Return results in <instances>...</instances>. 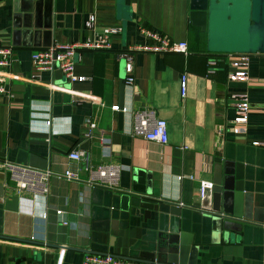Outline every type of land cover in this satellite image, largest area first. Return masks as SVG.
Listing matches in <instances>:
<instances>
[{
	"label": "crops",
	"instance_id": "crops-1",
	"mask_svg": "<svg viewBox=\"0 0 264 264\" xmlns=\"http://www.w3.org/2000/svg\"><path fill=\"white\" fill-rule=\"evenodd\" d=\"M112 27L119 31L107 35V49L73 57L72 73L85 80L66 83L55 71L32 69L33 51L94 42ZM192 28L188 0H0V43L13 53L0 82V264H80L85 250L177 264H264V54L248 55L244 80H229L238 54H207ZM142 30L185 42L188 54L136 51L128 73L118 53L153 43ZM238 96L249 105L243 125L233 121ZM113 105L124 108L120 118ZM144 109L165 121V144L132 136V114ZM73 150L90 165H119L117 185H89L82 162L67 157ZM213 158L241 191L240 216L226 199L219 232L198 203ZM4 163L48 170L47 192H17ZM66 170L79 179L65 178ZM144 201L164 211L148 212ZM162 234H183V245L157 253Z\"/></svg>",
	"mask_w": 264,
	"mask_h": 264
},
{
	"label": "built area",
	"instance_id": "built-area-1",
	"mask_svg": "<svg viewBox=\"0 0 264 264\" xmlns=\"http://www.w3.org/2000/svg\"><path fill=\"white\" fill-rule=\"evenodd\" d=\"M93 20L92 16H89L86 25L90 26ZM119 31L118 28H105L97 36L94 42H81L74 44H51L48 47L40 50L33 51L30 54L31 67L35 73L46 70L54 72L60 71L61 76L64 78L66 83L73 81H83L84 77L75 76L72 73L73 57L81 49L98 50L109 47L107 42V35L114 34ZM142 34L153 41L151 44L144 45H130L124 51L118 53V57L125 59V68L129 73L131 70V55L136 51L151 52V53H178L182 55L188 54L186 43L183 41L174 42L168 39L165 35H160L156 32L149 30H142ZM12 48L7 45L0 43V82L2 80L3 68L6 67L10 59L12 58ZM249 54H238V61H233L231 66L236 68L234 71L228 74L229 80H244L245 78V67L248 63ZM208 64L214 66V61H209ZM208 73H212L209 70ZM133 78L130 75L125 77V84L131 85ZM180 94L183 95L185 92V74L180 75L179 79ZM3 89L0 86V93ZM234 106V118L233 121L236 125H243L246 121V114L249 109V105L244 97L238 96L232 98ZM112 111H124V108H119L118 105L110 107ZM93 124H88V129L93 128ZM132 136H140L146 141L156 142L158 144H165L167 141L165 121L155 116L152 110L144 109L135 111L132 114ZM85 138L90 137V132L87 131L84 134ZM102 156H108V141L102 138ZM70 160L82 162L83 169L87 171L86 182L89 185L97 186L100 188L112 190L118 182L120 166L110 163H99L96 165H90L88 156L86 153L79 152L76 150L70 151L67 155ZM4 166L10 175V178L14 181V188L17 192L32 190L41 193L47 192V180L49 177L48 170H40L32 168L27 165L16 164V163H4ZM64 177L67 179H79L77 172H71L66 170ZM211 183L199 182L198 192L200 194L201 188L204 186H210ZM181 204H179L180 206ZM178 206V204H177ZM178 206V207H179ZM56 216H60L63 211L56 210ZM61 224H66L64 221ZM264 227V222L262 223ZM80 264H167L160 262L156 259L137 258L128 255L85 250L82 256Z\"/></svg>",
	"mask_w": 264,
	"mask_h": 264
},
{
	"label": "water",
	"instance_id": "water-1",
	"mask_svg": "<svg viewBox=\"0 0 264 264\" xmlns=\"http://www.w3.org/2000/svg\"><path fill=\"white\" fill-rule=\"evenodd\" d=\"M18 3L19 0H14ZM31 0H24L30 2ZM39 1V0H37ZM188 21L205 34V50L208 53L222 54H264V0H188ZM55 74L61 75L59 70ZM121 88L119 87V101ZM121 108V106H118ZM118 118L120 112L118 111ZM19 162L25 163L24 160ZM30 165H35L29 160ZM233 171V170H232ZM222 179L220 158H213L211 185L201 188L199 208L204 215L212 220L213 229L220 231L222 215L226 212L224 202L231 198L236 201L237 214L240 216L241 191L234 185L230 173ZM144 208L161 212L163 203L144 201ZM181 235H159L156 252L161 253L160 246L169 248L176 253L177 245H183ZM162 248V249H163ZM156 260L167 264H177L175 261L159 256Z\"/></svg>",
	"mask_w": 264,
	"mask_h": 264
},
{
	"label": "trees",
	"instance_id": "trees-1",
	"mask_svg": "<svg viewBox=\"0 0 264 264\" xmlns=\"http://www.w3.org/2000/svg\"><path fill=\"white\" fill-rule=\"evenodd\" d=\"M192 29L194 30V34H195L197 37H199L201 40H203V42H205V34H204L203 32H200V31L198 30V28L193 27ZM203 44H204V43H203ZM207 54L218 56V54H221V53H208V52H207Z\"/></svg>",
	"mask_w": 264,
	"mask_h": 264
}]
</instances>
